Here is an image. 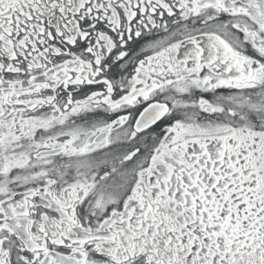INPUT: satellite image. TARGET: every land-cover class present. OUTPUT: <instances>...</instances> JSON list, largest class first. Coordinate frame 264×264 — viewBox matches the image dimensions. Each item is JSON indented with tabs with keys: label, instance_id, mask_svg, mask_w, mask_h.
I'll return each mask as SVG.
<instances>
[{
	"label": "snow or ice",
	"instance_id": "6c2138e0",
	"mask_svg": "<svg viewBox=\"0 0 264 264\" xmlns=\"http://www.w3.org/2000/svg\"><path fill=\"white\" fill-rule=\"evenodd\" d=\"M0 264H264V0H0Z\"/></svg>",
	"mask_w": 264,
	"mask_h": 264
}]
</instances>
